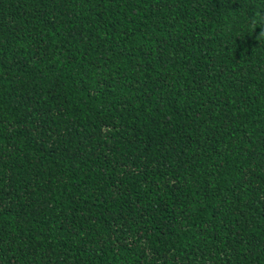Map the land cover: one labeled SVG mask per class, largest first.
Instances as JSON below:
<instances>
[{
	"label": "trees",
	"instance_id": "trees-1",
	"mask_svg": "<svg viewBox=\"0 0 264 264\" xmlns=\"http://www.w3.org/2000/svg\"><path fill=\"white\" fill-rule=\"evenodd\" d=\"M0 264H264V0H0Z\"/></svg>",
	"mask_w": 264,
	"mask_h": 264
}]
</instances>
